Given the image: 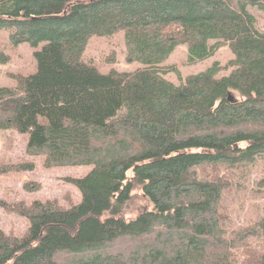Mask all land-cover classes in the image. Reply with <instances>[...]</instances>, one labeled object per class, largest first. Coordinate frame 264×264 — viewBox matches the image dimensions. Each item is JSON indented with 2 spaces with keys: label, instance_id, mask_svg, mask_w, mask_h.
<instances>
[{
  "label": "trees",
  "instance_id": "obj_1",
  "mask_svg": "<svg viewBox=\"0 0 264 264\" xmlns=\"http://www.w3.org/2000/svg\"><path fill=\"white\" fill-rule=\"evenodd\" d=\"M252 7L264 0H0L11 43L39 47L34 71L0 85V129L27 134L45 167L91 165L66 178L80 192L70 206L0 199L28 221L21 236L0 228V264H264V172L259 214L236 225L220 211L232 170L264 160V30ZM118 31L140 66L103 72L83 59L91 36ZM211 40L230 49L227 72L214 60L165 77L177 45L193 63L215 52ZM203 166L215 171L202 177ZM136 189L148 206L127 217Z\"/></svg>",
  "mask_w": 264,
  "mask_h": 264
},
{
  "label": "rangeland",
  "instance_id": "obj_2",
  "mask_svg": "<svg viewBox=\"0 0 264 264\" xmlns=\"http://www.w3.org/2000/svg\"><path fill=\"white\" fill-rule=\"evenodd\" d=\"M251 11L256 17V25L264 30V11L252 7ZM9 29L0 28V51L9 55V60L0 62V85H14L12 75L16 73L27 74L35 69V60L32 55L37 48L31 46L27 41L12 44L9 39ZM217 41L218 47L215 52L201 60L193 63L187 62V46L179 44L173 52L162 63L164 65H175L176 71H169L165 77L179 82L187 74L202 70L218 61L222 67L219 74L228 71L224 66L232 56L227 44ZM82 57L86 61L94 63L100 71L106 72L111 68L119 70H133L141 64L128 61L124 53L123 32L118 31L112 35H93L89 38ZM27 134L20 133L13 128L0 129V165L16 161H33L32 170L0 172V199L10 203L23 201L30 204L35 199H52L62 206H70L80 200L78 188L66 178L81 176L86 173L91 165H64L45 167L43 165L44 155L29 154L26 151ZM218 171V169H216ZM212 166H203L197 169L202 176L213 174ZM264 172V160H259L255 165L246 168H234L230 173V189L223 192L221 202V213L226 221L239 225L244 223L245 218L260 213L263 198L256 193L254 180ZM131 176V171L128 172ZM26 182H37L39 189L28 191L23 188ZM143 206H148L147 201L136 189L133 199L128 203L125 212L127 217ZM28 221L25 217L15 211H7L0 206V228L10 235L21 236L25 233Z\"/></svg>",
  "mask_w": 264,
  "mask_h": 264
}]
</instances>
